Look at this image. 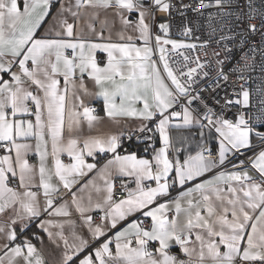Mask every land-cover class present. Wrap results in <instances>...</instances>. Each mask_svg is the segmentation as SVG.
<instances>
[{"label": "snow or ice", "instance_id": "1", "mask_svg": "<svg viewBox=\"0 0 264 264\" xmlns=\"http://www.w3.org/2000/svg\"><path fill=\"white\" fill-rule=\"evenodd\" d=\"M216 5L221 6V0H216ZM113 6L124 28H131L138 36H125L121 31L118 33L121 42L101 43L78 35L81 9ZM247 6L255 12L252 0H248ZM51 7V0H24L21 10L18 0H0V74L10 77L0 76V150L4 152L0 155V213L9 208L15 212L5 233L7 243L3 245L0 264L5 261L16 264L20 257L24 264H45L30 240L15 243L14 225L16 219L38 218L42 211L49 217H71L68 201L56 203L57 199H63L61 189L70 194V203L92 239L97 242L103 239V242L84 254L91 246L89 241L73 231L70 244L63 232L64 224L74 225V221L43 220L38 227L53 242L56 238L63 242L65 251L58 264H74L73 257L78 253L82 256L78 257L79 264H264V132H255L260 150L247 160L232 164L229 158V154L235 156L242 149L255 147L251 142L253 117H246L240 111V108L247 110L251 103L250 90L241 84L238 92L234 89L232 98L224 97L223 109L216 114L200 94L202 89L195 94L192 89L207 61L201 62L197 56L194 67H187L178 74L170 67L165 45H171L173 51L194 50L197 46L166 38L170 29L168 23L157 26L163 36L155 35L166 77L161 73L153 59L149 20H155L154 9L171 11L173 5L166 0H75L67 7L60 0L49 26L52 38H37L35 33L50 15ZM200 7L209 5L201 0ZM64 12L70 13L73 22L63 16ZM125 13H135L136 20ZM104 23L106 21H101ZM89 28L95 32L94 25L89 24ZM261 28H264V14H261L260 28L256 24L248 25L252 34L260 32ZM190 32L187 27L183 30L185 36ZM96 35L104 40L102 31ZM261 35L264 36V32ZM137 39L142 42L140 46ZM97 50L106 53L102 66L96 57ZM183 59L187 62L189 58L184 55ZM223 63L216 61L219 67L214 78L203 71V78L210 79L209 87L215 89L228 81ZM243 68L235 70L243 71ZM85 75L98 91L89 93ZM61 76L63 89L59 87ZM184 77L187 79H182ZM238 78L242 80L243 76ZM33 87L35 91L31 90ZM77 89L103 98L106 116L138 118L141 133L158 134L161 146L154 148L151 159L138 157L135 152L119 154L120 135H88L81 143L76 131L82 120L92 128L99 117L94 114L95 108L87 106L80 98ZM69 93L78 103H70ZM197 100L203 106L202 115L199 108L192 107ZM137 102L142 103V107H137ZM216 103L219 104V100ZM260 104V115L256 119L264 121V100ZM234 106L240 107L234 118L229 119L224 109ZM150 124L154 127H149ZM192 126L200 128L198 150L193 153L184 148L185 154L180 159L181 149L176 143L183 144V140L174 141L171 129ZM205 129L217 142L215 154L211 147H205ZM147 139L152 140L153 136ZM31 140H35L34 145ZM33 151L39 158L38 165L29 163L28 154ZM62 154H67L71 163H64ZM98 154H111V158L99 166L88 162L87 158L95 161ZM49 158L51 167L47 163ZM228 164H232V170H223ZM249 167L255 176L249 174ZM92 172L96 173L95 177L86 179ZM213 172L215 175H211ZM206 173L210 179H202ZM37 174L39 183L34 184ZM122 177L134 178L136 186L128 188L121 179V187L127 195L116 200L115 180ZM54 178L56 183H53ZM197 178L200 182H196ZM17 179L18 184L10 186L11 181ZM147 181H154L155 186L146 185ZM187 182H192V186L169 199L173 188L185 186ZM33 187L43 190V209ZM96 210L102 213L98 224L92 215ZM172 211L175 214L170 216ZM135 213L150 218V227H145L142 220L133 219L114 235H108L119 222ZM50 226L59 231L53 233ZM150 242H158V246L150 250ZM12 244L14 246H10ZM173 246H178L187 259L172 254Z\"/></svg>", "mask_w": 264, "mask_h": 264}, {"label": "built area", "instance_id": "2", "mask_svg": "<svg viewBox=\"0 0 264 264\" xmlns=\"http://www.w3.org/2000/svg\"><path fill=\"white\" fill-rule=\"evenodd\" d=\"M166 2L173 5L170 12H165L166 21L170 25L168 34L172 37L184 38L197 46L194 50L183 48L173 51L171 47L168 49L167 59L173 71L178 74L181 70L186 71L187 67H194L195 58L199 56L201 62L207 61V63L193 82V94L202 89L200 94L205 102L216 114H220L224 106V97L232 98L234 89L238 92L241 84H243L250 90L251 103L247 110L240 108V111L244 112L246 117L249 115L253 117V127L264 126V121L256 119L260 115V101L264 100V36L261 35L264 28H261L260 32L256 34H252L248 30L249 24H256L260 28L261 14H264V0H252V7L255 12L249 10L248 0H221V6L216 5V0H203L209 5L207 8L200 7L201 0H166ZM182 5L186 7H182ZM158 10L154 9V13ZM186 27L191 29L188 36L183 34ZM253 48L255 51L252 50ZM214 53L219 55H214ZM184 55L189 58L187 62L183 59ZM98 59L101 60V57ZM217 60L224 61L223 71L228 74L229 79L214 89L208 86L210 79H204L202 73L207 71L209 78H214L219 67L216 64ZM245 64L248 66L243 68ZM237 68H243V71H236ZM240 76H243L242 80L238 78ZM182 79L186 80L187 78ZM217 100H219V104L216 103ZM90 107L95 108V110L98 109L97 104H90ZM192 107L199 108L200 114H203V106L199 100L195 101ZM239 107L224 109L226 117L233 119ZM149 127H154V125L150 124ZM139 128L127 130L120 134L122 146L119 150L133 152L139 145H145L149 150L154 149L156 135L141 133ZM148 136H153V139L148 140ZM253 145L255 147L247 151L242 149L235 156L230 154L229 158L232 160V164H237L239 160H247L248 155H252L260 149V141L253 143ZM205 147H210V145L205 144ZM2 153H4L3 150H0V154ZM213 153L215 154V149H213ZM102 156L108 157L111 154H103ZM232 164H228L226 167ZM208 175L206 173L203 177ZM145 183L150 185L149 182ZM12 185L16 186L17 183ZM177 190L175 189L173 192ZM114 192L115 199L127 194L126 190L121 187L120 179L115 180ZM142 221L145 227H150L151 221L148 218H143ZM15 242L18 243V239ZM155 247L156 243L150 242V250ZM171 253L176 254L180 259L185 257L179 249H172Z\"/></svg>", "mask_w": 264, "mask_h": 264}, {"label": "crops", "instance_id": "3", "mask_svg": "<svg viewBox=\"0 0 264 264\" xmlns=\"http://www.w3.org/2000/svg\"><path fill=\"white\" fill-rule=\"evenodd\" d=\"M23 2H24V0H18V4H19L21 10L23 9ZM63 2L65 4V6L67 7V5L69 3L74 4L75 0H63ZM51 3H52V7L50 8V15H48L45 18V21L42 22V26L40 28H38L37 32L35 33L37 38H52V34L49 32V26H50V22L53 19V16L56 15V13H57V9L60 7V0H51ZM75 10L76 9L73 8V11H75ZM80 11H81V17H80L79 24L77 26L76 31H77L78 35L82 38L90 39V40H93L95 42L104 43V42H121L119 40V36H118V33H120L121 31L124 32L125 36H127V35H132L134 37L138 36V33L134 32L131 28L125 29L124 26L120 23L119 17H117L115 15L114 6H113V8H109V9H104V8H99V7L98 8L84 7ZM125 15H129V18L133 21H135L137 18L135 13H132V14L125 13ZM154 15H155V20L154 21L149 20V22L152 24L151 30H152L153 36H152V40H151V46L154 49L153 59L157 62L161 73L164 74L163 73V64L159 60L160 53H159L158 49H156L155 35H157V34L162 35V36L164 35L162 32H160V30L158 29L157 26L160 23H167V21L165 18V12H163V11L158 10L156 13H154ZM63 16L66 19H68L69 22H73V17L70 15V13L64 12ZM101 21H106V23L101 24ZM89 24L94 25L95 32L90 30ZM101 31L103 32L104 40H100L98 38V36L96 35V33L101 32ZM109 38H110V40H109ZM166 38L170 39V35L168 34ZM136 43L138 46H140V44L142 42L137 39ZM170 47H171V45H165V48L167 50ZM69 53H70V50H69ZM96 57H97L98 62H101V66H102V63L104 61H106V53H103L102 51L97 50ZM99 57H101V60L98 59ZM166 58H167V53H166ZM13 70L16 71L18 69L14 68ZM164 75L166 77V74H164ZM0 76H2L3 79H9L10 78L8 75H5V74H0ZM78 76H79V74L77 73V77ZM59 79H60L59 87L61 89H63V87H64L63 77L61 76V77H59ZM166 82L170 84V81L166 80ZM85 83H86L87 88L89 89V93H95L96 91H98V89L95 87L94 82L89 80L86 75H85ZM26 86H28V85L26 84ZM31 90L35 91V88L33 87ZM76 91L79 94L80 98L84 101V103L87 106H90V104H97L98 105V109L95 111L94 114L99 117V120L94 122V125L92 128H89L87 123L82 120L81 127L76 131V136L80 138L81 143H82L83 138L85 136H88V135H102V136H106L109 134L120 135L124 131L140 127L141 120L138 118H135V117L120 116V117H116V118H110V117L106 116L105 111H104L103 98L95 97L94 95H91V94H85L82 90H79V89H77ZM69 96H70V103H78L77 101H75L74 99L71 98V93H69ZM117 103H119L118 99H117ZM136 106L142 107V103L137 102ZM81 111H82V109H81ZM25 118L34 119V117H25ZM207 133H208V130L205 129V141H206L205 144H209L211 148L216 149L217 142L211 136H209ZM171 135H172L174 141L183 140V144H181L179 142L176 143V147L181 149L180 159H183V154H185L183 152L184 148L190 149L193 153L198 150L197 145L200 141V128L198 126H192L190 128H175V127H173L171 129ZM257 141H259V140L256 138V136L252 135V137H251L252 144L257 142ZM29 142L32 143L33 145L35 144V140H31ZM160 146L161 145L159 142L158 134H156V144H155L154 148H159ZM145 148H148V147L145 145H139L136 147V150H134L133 152H135L138 157L151 159L154 149L149 150V148H148V151L145 152ZM49 151H50V145H49ZM126 153H131V152L126 151V150H119V154H121V155L126 154ZM3 154L4 153H2L0 155H3ZM102 155L103 154H98L95 161H93L92 158H87L88 162H90V163L96 162L99 166V165H103L107 159L111 158V156L103 157ZM252 155H248V157H250ZM13 156H14V153H13ZM61 158H62L64 163H66V164L71 163V159H70V157L67 156V154H62ZM28 160H29V163L32 165H38L39 158L35 155L34 151L28 154ZM47 163H48V166L51 167V164H52L51 158L48 159ZM223 170H225V171L232 170V165L225 167ZM248 170H249L250 175H253V176L256 175L251 170L250 167ZM95 175H96V173L92 172L89 174V176L86 179H92L93 177H95ZM211 175H215V172L211 173ZM81 179H85V178H81ZM118 179H120V180L122 179L128 188L134 189L136 186L135 182H134V178L122 177V178H118ZM202 179H205V180L210 179V175L203 177ZM33 182H34V184L39 183L38 174L36 176H34ZM56 182L57 181L54 178L53 183H56ZM147 182H149L151 186H155L154 181H147ZM196 182H200V178H197ZM13 183L18 184V179L11 181L10 186H13L12 185ZM191 186H192V182H187V184L185 186L177 185L175 188H173L171 190V197H169V199L174 198L178 194L179 191L185 190L187 187H191ZM13 187H15V186H13ZM175 189H178V190L173 192ZM32 190L38 192L39 205H40L41 209H43V207L45 205V200L43 197V190L39 189L37 187H33ZM73 190H76V189L74 188ZM77 194L80 195L79 192ZM61 195H63V199H57L56 203H57V205H59L61 203H64L65 201H68L69 202V211L72 214L71 217H69V218L56 217V216L49 217L46 213H44L42 211L40 217L33 218V219L25 218L23 221L16 219V223L14 225V228H15V231L17 234V239L19 241L18 243L17 242H15V243H17V244L22 243L23 240H25V239L30 240L36 246L38 252L41 254V257L44 259L45 264H58L59 260L63 256L65 248H64L62 241H59V239L56 238V242H53V240L49 239L47 233H45L41 228L38 227L40 222L43 220L53 219L56 221H64L67 219H71L72 221H74V225L65 223L64 228H63V232H64V235L68 238L70 244L73 243V236H72L73 231H75L77 234L82 235L86 240L89 241V244L91 246L86 250V252L84 254L91 252L92 248L98 247L99 243L103 242V239H101L99 242L94 241L92 239L90 233L87 230V226L82 222V220L79 217V214H77L75 212L74 208L72 207V205L70 203V201H71L70 194H67L65 192V190L61 189ZM84 195H87V192H85ZM92 195L95 199L96 194L93 192ZM124 197L118 198L116 200L122 199ZM160 202H164V201L161 200ZM17 207H18V205H17ZM174 214H175L174 211L169 213L170 216L174 215ZM92 215L94 217L95 223H97V224L100 223L99 217L102 215V213L100 211L96 210L92 213ZM14 217H15V212L12 208L6 209L5 212L0 213V229H3V231L0 232V256L3 255V245L5 243H7V241L5 239V233L8 231V223ZM143 218L144 217L142 216V214L135 213V214L127 217L125 221L119 222L117 225V228L110 230L108 235H114L115 231H119L122 228L126 227L127 223H130L133 219L142 220ZM148 219L151 221L150 218H148ZM183 219H184V217L181 215V217H180L181 222H183ZM22 227H23V231H21ZM50 231H52L53 233H56L57 231H59V229L56 227L50 226ZM34 233H35V237H39L40 239H36L33 236ZM104 239H107V236L104 237ZM155 243H156V247H157L158 242H155ZM10 246H14V244H12ZM112 247L114 250V245ZM172 249H179V247L173 246L170 249V251ZM223 250H224L223 247H221V251H223ZM78 257L82 258L81 254L78 253L76 256L73 257V262L75 264H79ZM184 259H187V257L185 256ZM70 263H72V262H70ZM5 264H7L6 261H5ZM16 264H24L23 258L22 257L17 258Z\"/></svg>", "mask_w": 264, "mask_h": 264}, {"label": "rangeland", "instance_id": "4", "mask_svg": "<svg viewBox=\"0 0 264 264\" xmlns=\"http://www.w3.org/2000/svg\"><path fill=\"white\" fill-rule=\"evenodd\" d=\"M170 39L177 40V41H182L184 43H190L188 40H186L184 38H178V37H172V36H170ZM255 132H264V129H261L259 127H254V133H253V135H255Z\"/></svg>", "mask_w": 264, "mask_h": 264}, {"label": "trees", "instance_id": "5", "mask_svg": "<svg viewBox=\"0 0 264 264\" xmlns=\"http://www.w3.org/2000/svg\"><path fill=\"white\" fill-rule=\"evenodd\" d=\"M259 128L264 129V126H261V127H259Z\"/></svg>", "mask_w": 264, "mask_h": 264}]
</instances>
